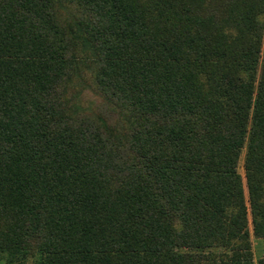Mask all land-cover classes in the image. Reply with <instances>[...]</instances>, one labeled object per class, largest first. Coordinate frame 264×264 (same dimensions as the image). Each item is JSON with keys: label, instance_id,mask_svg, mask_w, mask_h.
Masks as SVG:
<instances>
[{"label": "trees", "instance_id": "obj_1", "mask_svg": "<svg viewBox=\"0 0 264 264\" xmlns=\"http://www.w3.org/2000/svg\"><path fill=\"white\" fill-rule=\"evenodd\" d=\"M249 214L264 0H0V264H256Z\"/></svg>", "mask_w": 264, "mask_h": 264}, {"label": "rangeland", "instance_id": "obj_2", "mask_svg": "<svg viewBox=\"0 0 264 264\" xmlns=\"http://www.w3.org/2000/svg\"><path fill=\"white\" fill-rule=\"evenodd\" d=\"M79 90L80 91H78V104L80 106V110L84 111V110L94 109L95 102L98 101V97H97L98 95L96 96V94L92 91L91 88L86 89V87L85 88L80 87ZM244 155H245V151L241 153L238 170L241 173L244 179V182H246L245 181V170H244ZM245 192H246V197H247L246 187H245ZM249 218H250L249 227L251 231V241H252V249L254 253V260H255V263L258 264V260L264 257V239L256 238L253 235L250 214H249Z\"/></svg>", "mask_w": 264, "mask_h": 264}]
</instances>
